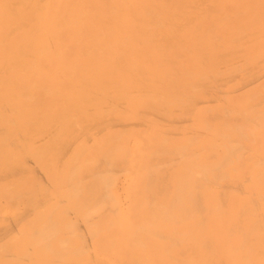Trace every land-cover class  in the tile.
<instances>
[{
    "label": "rangeland",
    "instance_id": "obj_1",
    "mask_svg": "<svg viewBox=\"0 0 264 264\" xmlns=\"http://www.w3.org/2000/svg\"><path fill=\"white\" fill-rule=\"evenodd\" d=\"M201 2L244 36L187 30L97 94L119 56L0 54V264H264V0Z\"/></svg>",
    "mask_w": 264,
    "mask_h": 264
},
{
    "label": "bare ground",
    "instance_id": "obj_2",
    "mask_svg": "<svg viewBox=\"0 0 264 264\" xmlns=\"http://www.w3.org/2000/svg\"><path fill=\"white\" fill-rule=\"evenodd\" d=\"M2 3L0 54L12 49L28 56L46 51L119 56L102 63L95 59L86 61L90 67L104 70L126 66L144 68L145 64L138 63L134 55L169 50L172 47L170 39L187 36V30H191L193 36H244L243 17L235 23L226 6H222L225 11L201 0H82L76 4L68 0H47V4L42 0H3ZM260 15H264V9ZM46 25L49 26L44 36L52 40V47L38 42L34 48L24 43L22 36H31L35 28ZM147 36L163 42L149 44ZM138 39L147 43H138ZM27 63L35 67L33 62ZM2 71L8 72L3 68ZM31 82L47 92L39 76ZM107 82L98 74L86 81V87L89 93L97 94L95 90ZM69 87L76 91L74 84Z\"/></svg>",
    "mask_w": 264,
    "mask_h": 264
}]
</instances>
